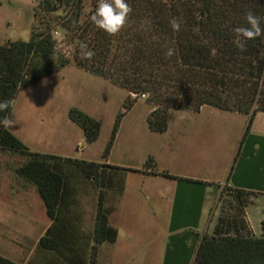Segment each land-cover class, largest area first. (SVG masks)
<instances>
[{
    "label": "trees",
    "instance_id": "16d2710c",
    "mask_svg": "<svg viewBox=\"0 0 264 264\" xmlns=\"http://www.w3.org/2000/svg\"><path fill=\"white\" fill-rule=\"evenodd\" d=\"M127 3L131 11L125 25L110 35L90 20L97 0H40L30 39L0 44V103L8 105L0 109V121L8 120L20 91L69 65L129 92L103 161L34 151L0 124V151L23 158L16 174L35 186L51 220L38 238V248L55 257L50 264H99L101 245L116 242L118 230L110 215L124 191L123 170H143L113 165L107 158L121 117L136 96L147 94V101L155 105L147 121L157 132L167 130L173 109L197 112L210 105L245 115L264 112V39L245 40L241 51L232 31L247 26L248 11L260 17L264 29V0ZM171 20L179 24L177 31ZM168 48L173 49L170 56L165 54ZM89 51L91 55L85 56ZM68 116L82 128L87 142L98 138L95 117L76 106L69 108ZM147 169L142 173L178 179L169 171ZM258 194L245 187H221L218 218L211 232L201 234L192 264H264V221L256 236L246 214ZM83 198L93 204L92 227L86 224ZM0 264L19 263L0 254Z\"/></svg>",
    "mask_w": 264,
    "mask_h": 264
},
{
    "label": "rangeland",
    "instance_id": "374dc122",
    "mask_svg": "<svg viewBox=\"0 0 264 264\" xmlns=\"http://www.w3.org/2000/svg\"><path fill=\"white\" fill-rule=\"evenodd\" d=\"M39 1L0 0V44L8 39H30ZM43 81V85L40 81L19 92L7 127L25 143L27 139L33 141L35 144L31 147H36L45 135L63 137L65 132V155L103 161V151L117 114L124 111L129 92L75 65L66 66ZM130 94L135 98L136 94ZM136 98L121 117L107 158L111 164L143 171L150 166L158 171L184 172L217 181L224 177L225 161L233 155L234 158L241 156L238 144L241 131L248 124L247 115L210 105L197 112L173 109L167 130L157 132L149 128L147 121L155 105L147 101V94ZM72 106L98 120L100 131L94 142H87L82 128L69 118L68 110ZM22 161L21 156L0 151V254L19 264H50L55 257L38 248V238L50 218L35 186L16 174L15 168ZM123 171L125 187L112 217L118 230L117 240L101 245L99 264H161L168 239L162 234L163 226L156 224V219L162 221V218L154 212L159 211L156 206L161 203L162 193L171 190L172 182L167 177L148 174L143 184L138 172ZM81 202L86 211V224L92 227V203L87 199ZM251 208L254 233L260 236L259 218H264V204ZM217 212L219 215L220 208L210 222L209 232L217 220ZM206 221L205 217L203 227ZM174 246L179 247L178 243ZM182 252H179L180 263L188 264Z\"/></svg>",
    "mask_w": 264,
    "mask_h": 264
},
{
    "label": "crops",
    "instance_id": "0c3cea01",
    "mask_svg": "<svg viewBox=\"0 0 264 264\" xmlns=\"http://www.w3.org/2000/svg\"><path fill=\"white\" fill-rule=\"evenodd\" d=\"M247 117L246 122H250V124L248 130V124L246 128L242 129L238 144V152L241 153V156L234 158L233 155L225 161L223 178L212 181V179H203L184 172L174 174L178 179L169 178L172 188L170 191L162 193L161 203L156 206L159 211L154 212L162 218V221L157 218L156 224L163 226L164 233L162 234L166 235L168 239L161 264H182L180 263L182 255L179 253L182 250L185 252H182L183 259L187 260L188 264H192L201 234L209 232L210 222L218 210L216 207L218 193L225 184L250 188L259 192L253 203L246 208L247 219L253 229L252 210L250 211V209L255 205L264 204V112L257 111ZM16 124L17 122L13 124L14 128ZM67 129L70 131V128ZM63 135L65 136L45 135L36 143V147H31L35 143L29 139L26 140V144L34 151L69 156L65 155V149H63V145L66 146L65 137L67 134L63 132ZM207 161L210 163L211 160ZM107 163L110 162L107 160ZM138 173L140 174V183L144 184L148 174ZM144 198L149 201L148 195H145ZM151 208L153 209V207ZM115 214L116 212L113 211L110 215V223L113 226L116 221H113L112 217H115ZM205 217L207 221L203 227ZM217 217L218 212L216 219ZM259 221L261 223L264 218L260 217ZM176 243L179 247L174 246Z\"/></svg>",
    "mask_w": 264,
    "mask_h": 264
},
{
    "label": "clouds",
    "instance_id": "9594fccd",
    "mask_svg": "<svg viewBox=\"0 0 264 264\" xmlns=\"http://www.w3.org/2000/svg\"><path fill=\"white\" fill-rule=\"evenodd\" d=\"M131 11V7L127 0H97L95 11L91 14V22L99 29L112 35L116 34L125 25L128 14ZM247 26H237L233 28L235 33L234 43L241 51L244 50L245 40H252L257 37L264 39V29L261 27L260 17L254 15L251 11L245 13L244 16ZM173 31L179 29V24L175 20L170 21ZM82 48L86 47L81 45ZM166 55L173 54V49L168 48ZM85 56H90L91 52H85ZM45 81H41L43 85ZM6 103H0V109L7 107ZM5 127L8 126L9 121L7 119L0 121Z\"/></svg>",
    "mask_w": 264,
    "mask_h": 264
},
{
    "label": "built area",
    "instance_id": "2783aa9c",
    "mask_svg": "<svg viewBox=\"0 0 264 264\" xmlns=\"http://www.w3.org/2000/svg\"><path fill=\"white\" fill-rule=\"evenodd\" d=\"M142 96H145V94H142Z\"/></svg>",
    "mask_w": 264,
    "mask_h": 264
}]
</instances>
